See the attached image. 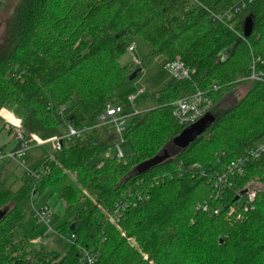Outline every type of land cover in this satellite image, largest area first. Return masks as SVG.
<instances>
[{
  "label": "trees",
  "instance_id": "16d2710c",
  "mask_svg": "<svg viewBox=\"0 0 264 264\" xmlns=\"http://www.w3.org/2000/svg\"><path fill=\"white\" fill-rule=\"evenodd\" d=\"M239 1L18 0L0 55V109L20 115L24 137H63L67 125L84 131L62 138L60 149L19 177L18 187L0 175V264H79L80 248L96 254L95 264H264V155L228 175L222 201L211 178L264 139V83L247 79L252 57L264 60V0L236 18L241 33L251 17L248 37L211 17ZM136 38L150 47L142 67L179 57L191 73L162 84L152 108L128 109L123 140L131 153L118 159L107 156L117 137L100 135L97 118L106 104H116L133 71L120 59ZM241 83L249 85L244 95L189 145L135 171L183 129L172 114L176 99L199 90L214 104ZM193 163L205 175L188 171ZM244 187L257 192L242 220L226 219L224 210L218 216L196 210L204 201L228 206ZM44 190L74 212L57 227L60 248L12 236ZM135 193L140 202L117 226L106 221L104 209Z\"/></svg>",
  "mask_w": 264,
  "mask_h": 264
},
{
  "label": "rangeland",
  "instance_id": "374dc122",
  "mask_svg": "<svg viewBox=\"0 0 264 264\" xmlns=\"http://www.w3.org/2000/svg\"><path fill=\"white\" fill-rule=\"evenodd\" d=\"M18 0H1L0 1V55L6 50L8 34L10 33L12 18L14 16V9ZM133 52H128L123 55L120 59L122 64L129 66L131 70L141 67L140 73L132 80H128L123 86H121L114 97V103L121 105L124 110L128 111L131 109L135 112L148 110L155 105L154 95L158 88L164 84L169 76L162 67L163 59L158 57L153 60L149 65L142 67L141 60L150 51L149 45L141 38H136L133 42ZM134 56L138 61L135 63L131 57ZM248 83H241L235 88L227 91L221 99L214 103L209 112L216 118L224 111L228 110L233 104H235L239 98L244 95L248 88ZM142 89L143 93L138 94L137 90ZM131 95H136L132 102L128 101L127 98ZM11 108V107H10ZM7 125V127H6ZM5 130L15 132L17 129L21 130L18 126L16 129H11L10 125L4 123ZM97 129L100 135H106L109 132L112 133V123L107 122L105 124L98 122ZM36 135L25 136L24 156H4L10 150V145L5 143L3 145V139L6 137V133L1 130L0 124V148L4 146V153L0 158V175L5 178L7 185L12 187H18L20 184L18 179L24 175L25 172H32L48 157H51L54 153V148L50 138L38 137L33 138ZM262 141V140H261ZM259 141L258 143H260ZM120 149L123 155L131 153L130 144L127 141L120 143ZM177 147L169 142L165 145L163 151H166L169 155H173L177 151ZM114 156V147L107 153V156ZM31 212L33 209H40L41 207H47L49 210L48 220L44 223L37 222L32 213L27 222L21 224L18 230H14L12 234L13 238H20L29 236L30 243L33 245H40L48 248H60L59 239L62 234L58 232L57 227L62 223L69 221L73 215V211L66 213L65 203L55 195H50L47 190H44L41 194L36 196L32 202ZM16 236V237H15Z\"/></svg>",
  "mask_w": 264,
  "mask_h": 264
},
{
  "label": "built area",
  "instance_id": "2783aa9c",
  "mask_svg": "<svg viewBox=\"0 0 264 264\" xmlns=\"http://www.w3.org/2000/svg\"><path fill=\"white\" fill-rule=\"evenodd\" d=\"M1 1V0H0ZM195 3L199 4L197 0H192ZM256 0H240L235 3L228 9L219 12L211 13L213 20L226 25L229 29L234 31L239 37L244 38L242 32L239 33L235 30L236 18L237 16L250 4ZM134 45L131 43L127 47L128 52H133ZM133 62L138 60L132 56ZM163 69L168 74L169 78L175 79H188L191 71L184 65L179 57L174 58L173 60H167L162 63ZM247 79L250 81H260L264 83V60H261L259 56H253L251 63L249 65V75ZM143 90L138 89L136 95L142 94ZM136 95H131L127 98L128 101L132 102ZM213 105L212 100L203 94L202 91L197 90L190 97H182L176 99L172 104V114L176 121L183 127H187L192 123H195L199 120L204 114L209 112L211 106ZM133 111V110H132ZM135 112V111H133ZM131 113L124 110L121 105L118 104H106L103 113H101L97 120L100 123H112V130L117 141L114 144L115 156L120 159L123 158V153L120 149V143L123 140V133L125 131L128 117ZM7 127V125H6ZM84 129L75 128L71 125H67L66 133L63 137L54 136L50 138L54 150L60 149L62 138L73 139L81 136ZM15 137L22 139L24 141V136L20 129H17L14 133ZM35 138V136H33ZM17 157L24 155L23 150H20L14 153ZM10 154V156H14ZM264 155V139L256 146L250 148L245 157H240L234 162L229 164L225 171L218 173H213L212 178V187L213 195L216 199L222 201V193L226 188H229L231 183L228 180V175L233 176L234 174H241L243 168L249 160L259 159ZM188 171L194 173H199L205 175V171L198 163H193ZM244 191V192H242ZM257 190L254 188L244 187L241 191H238L236 194L235 201L228 205L218 206L211 208L207 201L198 203L196 210L201 211L202 213L207 214L208 216H218L221 212L225 211L226 219L242 220L247 212L252 208V203L255 199ZM141 197L135 193L125 199L116 201L112 209L108 210L107 208L103 210L106 221L112 225L117 226L120 220L122 213L129 207L137 206V203L140 202ZM32 215L34 219L39 223H44L48 220L49 210L47 207H41L40 209H33ZM97 257L96 254L88 251L84 248H80L79 264H95Z\"/></svg>",
  "mask_w": 264,
  "mask_h": 264
},
{
  "label": "water",
  "instance_id": "95a60500",
  "mask_svg": "<svg viewBox=\"0 0 264 264\" xmlns=\"http://www.w3.org/2000/svg\"><path fill=\"white\" fill-rule=\"evenodd\" d=\"M175 20V17L173 18ZM252 31V19L250 16H247L243 22L242 34L243 37H248ZM141 71V67H137L134 69L128 77V80L134 79ZM214 117L207 112L204 114L199 120L195 123L190 124L189 126L183 128L181 132L174 137L171 142L175 145L178 149H183L187 145H189L197 136L202 134L209 125L214 121ZM24 141L20 139L16 145V147L12 150V154L20 151L23 149ZM169 154L166 151H163L161 154L156 155L146 161H143L136 165L135 171L137 173L146 172L151 167L163 162ZM244 192V191H242ZM4 214V211H0V217Z\"/></svg>",
  "mask_w": 264,
  "mask_h": 264
},
{
  "label": "crops",
  "instance_id": "0c3cea01",
  "mask_svg": "<svg viewBox=\"0 0 264 264\" xmlns=\"http://www.w3.org/2000/svg\"><path fill=\"white\" fill-rule=\"evenodd\" d=\"M4 123H7L10 125L11 129H16L18 126H20L21 123V118L20 115L14 111L12 108L4 106L0 109V124H1V130L3 132L6 133V137L5 139H3V145L5 143L11 144L10 148H9V152L7 154L4 153L3 149L4 146L0 148V158L4 157V156H8L10 157V154H12V150L16 147L18 141L20 139L16 138L13 131H9V130H5L3 125ZM35 138H37L35 136ZM0 140L2 141V138L0 137ZM25 141V138H24ZM26 146L25 142H24V146H23V152H24V147ZM4 153V156H3ZM24 156V155H23ZM18 230V229H16Z\"/></svg>",
  "mask_w": 264,
  "mask_h": 264
}]
</instances>
